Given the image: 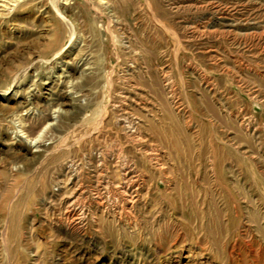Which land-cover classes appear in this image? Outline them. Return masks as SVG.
<instances>
[{"label":"rangeland","instance_id":"obj_1","mask_svg":"<svg viewBox=\"0 0 264 264\" xmlns=\"http://www.w3.org/2000/svg\"><path fill=\"white\" fill-rule=\"evenodd\" d=\"M33 1L0 0V264H264V0ZM162 152L173 183L130 221L123 164Z\"/></svg>","mask_w":264,"mask_h":264},{"label":"bare ground","instance_id":"obj_2","mask_svg":"<svg viewBox=\"0 0 264 264\" xmlns=\"http://www.w3.org/2000/svg\"><path fill=\"white\" fill-rule=\"evenodd\" d=\"M33 1V0H32ZM147 1V0H146ZM35 2V0L33 1ZM37 3V2H36ZM107 3V2H106ZM105 3V4H106ZM34 4V3H33ZM147 4V3H146ZM140 6V5H139ZM107 7V6H106ZM111 7V6H110ZM109 7V8H110ZM1 8V7H0ZM223 15V14H222ZM58 58V55L55 56V60ZM88 59V58H87ZM84 61L83 58L80 55H77L75 58H73L71 61L73 62V64H77L79 62ZM86 62V61H85ZM88 63V62H87ZM84 64V63H83ZM68 65V64H67ZM60 82L58 84H53L50 82H46L45 83V87H52V90H54V97L51 100L52 101V105H58L59 107L61 105H64L65 99L66 97H68L67 95H69L65 89V78L68 77L64 76V74H61L60 76ZM71 78V77H70ZM70 80V79H69ZM69 83V82H68ZM70 84V83H69ZM141 85V84H140ZM132 87V85H131ZM134 88L139 89H143L141 88L139 85L137 86L136 83L133 86ZM148 87V86H147ZM146 87V88H147ZM130 89V88H129ZM71 90V89H70ZM128 92V91H127ZM72 93V92H71ZM60 95V99L57 97H55L56 95ZM95 94V93H94ZM93 94V95H94ZM151 92L148 91L147 89H143L141 92H137L134 93L135 95V99L132 100L136 103V106L141 107L140 109H137V113L138 114H124V118L123 119H119L117 120V125H119L120 127H123L122 125H126V130L128 133V137L131 139V137H135L140 139L141 136V131H143L142 129L145 130L146 128V123L147 122H151L152 119L155 118L156 113L158 111V104L157 106L155 104H151L150 101V95ZM90 96V95H89ZM62 97V98H61ZM96 98V97H95ZM136 98H138V102L141 103L140 99H145L144 102H142L141 104H139L136 101ZM146 98H149V100H146ZM94 99V98H93ZM28 102V101H27ZM176 102V99H175ZM180 102V101H179ZM156 103V102H155ZM112 107V106H111ZM113 108V107H112ZM179 108V107H178ZM131 109V107H130ZM180 111L179 113H183L185 110L184 108H179ZM170 110V108L168 109ZM28 111V110H27ZM142 111V112H140ZM171 111V110H170ZM59 115L60 113H63V110H59ZM129 112V111H128ZM145 112V115H144ZM169 112V111H168ZM186 112V111H185ZM65 113V112H64ZM174 113V112H173ZM98 114V113H96ZM172 114V112H171ZM184 114V113H183ZM174 115V114H173ZM191 116V114H190ZM173 117V116H172ZM21 118V117H20ZM116 118V117H115ZM149 118V119H147ZM174 119V118H173ZM183 119V118H181ZM24 120V119H23ZM159 120V119H158ZM127 121V122H126ZM182 121V120H181ZM150 125V124H149ZM118 127V126H117ZM119 127V128H120ZM197 127V126H196ZM122 129V128H121ZM250 128H248L249 130ZM182 131V130H181ZM145 132V131H144ZM147 137V136H146ZM147 140V139H146ZM149 140V139H148ZM147 140V142H148ZM140 141V140H139ZM181 141V140H180ZM34 142V141H33ZM35 144V143H34ZM151 145V144H150ZM36 150L34 152H41L43 150H45L46 148L44 147V145H42V143H40L39 141L36 142ZM188 147V146H187ZM44 148V149H43ZM43 149V150H42ZM243 152V151H242ZM146 153V152H145ZM163 155H158V157L156 158H149L147 156V154L142 153L143 155V159H147L148 162L150 163V167L148 169V167L146 168L143 165H139V163L137 162V160L135 159H131V164L128 163L127 164H123V176L120 179V183L118 184L117 187H119L121 189V192H119V194H121V198H122V205H123V211H125V218L129 219L130 221H132V219H134V222L137 223V218H136V211L137 208L143 204V206H146V204L149 202V198L155 193H153V191L155 190V181H157L158 177H161V181L162 183L167 187L170 188V186L172 185L173 181L171 179V166H170V162H168V157L166 156V152H162ZM141 154V153H140ZM174 154V152H173ZM189 155V154H188ZM180 156V155H179ZM133 157V156H132ZM182 159V158H181ZM180 161V160H177ZM116 164V162L114 163ZM120 165V164H119ZM202 165V164H201ZM173 166V165H172ZM200 166V164H199ZM75 165L74 164H69L66 165L65 168L63 169V173H66V176H68L69 182L72 185V192L70 194V196L68 197L67 200V204L69 203V207L71 208V212L69 215H72L71 217L74 219L75 217V223L74 225L77 226L79 225V221H80V217H78L79 215L77 214V212L80 209V205H79V200L80 197L82 196V192L81 189L76 185L75 179L73 178L74 173L76 172L74 169ZM119 167V166H118ZM175 167V166H174ZM120 168V167H119ZM176 168V167H175ZM77 175V174H75ZM72 177V178H71ZM66 178V177H65ZM117 178V177H116ZM62 179V178H61ZM68 179V178H67ZM80 178H78L79 180ZM156 179V180H155ZM60 180V179H59ZM77 180V181H78ZM66 180H60L59 184L60 185V189H63L64 184ZM68 182V180H67ZM79 183V182H78ZM63 185V186H61ZM67 185V184H66ZM79 185V184H78ZM111 185H117V181L116 182H110L108 180L107 184L105 185V190L108 191L109 188L111 187ZM71 187V186H70ZM112 188V187H111ZM67 189V188H66ZM115 190V188H114ZM178 190V189H176ZM116 192V190L114 191ZM68 194V193H67ZM116 194V193H115ZM120 196V195H119ZM99 197V196H98ZM108 200V198L106 199ZM153 202V201H152ZM99 204V203H98ZM101 205V204H100ZM69 210V209H68ZM67 210V211H68ZM121 212V211H120ZM122 215V214H121ZM160 216V215H159ZM72 219V220H73ZM82 226V225H81ZM176 236V234H175ZM179 236V235H177ZM257 244V243H256ZM253 249V248H252ZM255 251V250H254ZM253 252V251H252ZM257 259V258H256Z\"/></svg>","mask_w":264,"mask_h":264}]
</instances>
